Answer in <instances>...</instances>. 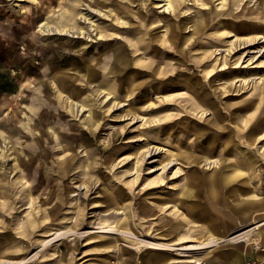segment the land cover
I'll return each mask as SVG.
<instances>
[{"label": "rangeland", "instance_id": "obj_1", "mask_svg": "<svg viewBox=\"0 0 264 264\" xmlns=\"http://www.w3.org/2000/svg\"><path fill=\"white\" fill-rule=\"evenodd\" d=\"M111 1L115 4V1ZM78 2V0H0V91H3L0 94V132L6 135V140L10 143L6 151L0 152V156H4L1 161L4 165L0 172V193L8 185L17 189L18 197L22 196L19 190H26L30 184L36 187V191L38 187L44 188L43 193L35 195L37 207L34 206L35 211L32 212L34 214L38 211L37 216L41 218L40 225L34 232L28 230L24 235H18V233L25 225L26 218L31 217H26L25 213L29 212L26 209L27 205H23L24 202H18L15 210L5 212L3 204L10 201L0 196V250H2L0 258L4 257L1 254L10 252L11 247L19 245L23 250L22 258L33 260L34 256H37V260L31 264H171L167 260L159 261L158 257L180 259L176 256L177 251L165 253L141 249L133 253L130 250V243L123 241L124 237L120 233L133 234L134 238L139 236V240H133L136 244L141 241L157 244L171 242L182 246L188 244L187 241H181V236L187 229L192 228L199 232L200 228H208L210 233L212 230L216 234L214 243L194 252L195 256L201 259V264H229L233 256L230 251L234 248L230 238L245 231H255V226L264 222V158L258 156L256 150L252 149L255 145H246L243 137L231 130L238 145L234 154H220V157L219 153L208 155L211 160H216L222 174L228 179L227 184L225 182L219 185L216 197L206 198L205 191L208 189L209 178L211 175L214 176L213 171L218 167L207 166L203 153L210 154L206 151L207 147L216 142V136L219 137L222 134L212 124L217 118L216 114L207 112L201 115L200 110H192L191 101L182 91L183 84L173 85L166 79L160 81V85L154 84V89L163 90H160L157 95L150 92L155 104L150 106L149 94L146 90L153 85L152 77L149 73L135 75L134 66L130 65V71H128L130 80L131 78L135 80L132 87L133 94L126 98L129 102L121 103L113 108L112 99L109 97L108 101L104 98V94L96 92L97 84L91 82L86 86L83 94L77 98L90 96L98 107L110 109L94 134H90L82 124L74 127L75 122L84 121L85 114L83 116L79 114L77 118H74L69 116L64 108L59 107L57 111L58 107L55 104L47 105L43 104V101L35 104L38 107L33 125L37 124L38 114L42 108L50 109L44 112V118H49V121L32 127L37 138L39 133L43 141L49 139V146L39 141L37 145H34L32 154L36 158L34 165H37L38 170L41 171L35 175L36 177L26 178L24 177L26 172L19 171L23 167L20 149L28 147L25 145V135L22 133L20 122L23 107L34 104L30 94L36 95L37 99L38 96L44 99L48 94L47 91L51 89L49 85L51 79L58 74L65 79H73L74 74L79 86H84L83 80L87 79V74L78 70L81 66L74 67L70 62L60 65L51 63L54 58L53 51H61L62 54L59 57L63 58L62 56L67 54L65 48L70 46L68 42L75 43L78 40L66 41L64 37L46 36L40 31L42 24H51L50 20L47 21L49 18L57 19L62 11L73 9L72 6L77 7ZM257 3H260L261 12L258 11L260 14L249 15L251 10H256L254 8ZM128 4L127 8L121 10L116 17L91 19L94 21V26L100 25L102 21L107 24L113 20L111 24L118 28V22L120 25L121 19L126 20L124 23L128 22V25L116 31L118 33L116 45L123 47L130 33L142 32L143 29L139 25L144 22L145 28L151 34V37L145 39L147 43L150 42L152 51L159 55L160 50L163 53L161 56L176 59L177 62L173 63L176 65V73H182L187 78H194L200 83L208 81V78L204 79L203 73L195 71L197 68L192 66V59L199 57L208 47L205 42L211 41L212 31L226 28L244 33H256L259 32V27H264V0H226L225 10L220 15H217L214 10L219 4L218 0H176L175 13H170L171 11L163 13L162 0H129ZM80 8H76L77 11H80ZM94 8L101 11V14L109 12V7ZM231 8H237L239 14L229 13ZM78 13L76 17L79 19ZM234 13H236L235 10ZM50 14H54L55 17ZM200 18L204 21L203 31L197 35L196 39L187 42L186 38H189L191 34V30L187 27L195 22L198 24ZM167 24H177L180 35L176 38V47L171 46L166 50L154 40L163 36ZM224 40L228 43L235 41L231 35ZM183 45L187 46L180 53L179 46ZM224 45L226 46L224 50L230 46V44ZM80 48H82L81 45H76L68 50L70 51L68 53L79 57L82 55L77 51ZM124 52L132 57V60H137L136 55L139 53L133 54L125 50ZM166 52L169 54L166 55ZM105 53L103 48L97 55L89 54L86 57L88 64H98L99 59L105 57ZM237 58L238 55H235L234 60L230 61V67L235 70H245V72V68H254L255 65L260 67L264 62V59L261 62V59L249 61V57H244V60L242 57L241 61H237ZM146 60L147 57L144 58V61ZM178 62L184 65L180 66ZM207 63L209 61L205 62ZM44 69H54V71L44 74ZM220 70L223 69H217L218 72ZM255 70L258 73L263 69ZM261 75L264 76V72L253 77L257 78ZM98 76L97 83L102 77L100 72ZM113 76L116 77V83H120L124 88H128L131 83L126 71L115 70ZM113 76H109L110 83L115 82ZM211 81L213 89L211 84V87L207 86L198 90L197 93L199 92V98H204L203 101L208 99L212 103L215 100L218 101L217 97L203 96L202 93L209 91L213 94V91L217 89L220 92L223 82L213 79ZM229 84L232 85V90L225 95L222 105L217 108L223 124L233 128L232 123L236 122L235 124L238 125L239 120L242 119L234 116L235 119L229 121L225 117L226 113L228 114L229 111L234 113L233 109L248 94L245 93L246 91L235 90L239 82L234 84L229 81ZM39 87L43 93H40ZM66 89V93L72 90L68 84ZM130 105L131 112L125 113L124 111ZM134 115L137 119H133ZM60 117L63 118L62 126L55 120ZM10 131H12L11 134H9ZM80 133H85L87 139L80 138ZM206 139L207 142H205ZM66 145L73 149L74 159L66 169L67 175L61 176L54 169L55 161L61 155V148ZM191 145H193L192 148ZM151 148L158 150L153 153V156L150 155L144 159L143 156ZM256 148H259L260 152L264 151L263 143L256 144ZM245 154L253 155L256 162L254 169L245 167L243 161ZM7 155L9 156L6 158ZM186 156L188 159H185ZM234 158L242 169L239 172L235 171V161H227ZM196 159L195 163H189ZM153 160L155 162L151 164L150 161ZM169 161L172 162L167 169L161 170L162 166ZM46 163L52 166L50 173L53 175L52 178L44 173ZM86 165L87 168L83 169ZM13 168L16 171H13ZM10 171H12L11 175H9ZM192 171L195 172L194 179H190ZM235 172L236 175H233ZM219 176L221 177V175H215L214 179L218 181ZM25 181H27V187H21L20 183ZM176 209L178 213L181 212L186 216L184 221L186 230L169 233L170 228L166 226L170 218H174ZM77 212L82 216L80 225L75 217ZM107 215L123 218L122 220L126 218L124 229L115 232L114 235L106 236L110 237V240H116L120 250L112 247L101 249L98 244L99 239L95 236L97 234L91 233L97 230V223L101 224L104 220L109 221L108 224L115 222L106 219ZM201 216L203 217L201 221H193L192 225L188 224L193 217ZM229 217L234 218L239 224L250 221L252 225L237 233L227 232V224L230 225ZM255 217L259 219L253 220ZM53 225H58L68 232L70 229L73 235L52 243V247L48 249L43 248L41 241L45 239L48 231L56 227ZM18 226H20L19 229H17ZM144 234L146 238H141L140 236ZM253 237L260 240L256 235ZM51 239L53 238L49 237L48 241ZM209 239L197 234L190 239L192 241L190 244L206 245ZM128 241L130 242V236ZM261 249L262 251L244 248L240 264H259L257 255H264V246ZM193 258H186V260L191 262Z\"/></svg>", "mask_w": 264, "mask_h": 264}, {"label": "bare ground", "instance_id": "obj_2", "mask_svg": "<svg viewBox=\"0 0 264 264\" xmlns=\"http://www.w3.org/2000/svg\"><path fill=\"white\" fill-rule=\"evenodd\" d=\"M16 1H22V0H16ZM79 5L77 7L72 6L73 9H68L66 11H62L61 15L57 17V19H48L51 24L46 23L42 24L40 26V31L45 34L46 36H58V37H64L66 38V41L69 39H75L78 40L75 43H70V46L66 47L65 50L67 51L66 55H63V58H60L59 55L62 54L61 51H53L54 58L51 60V63L53 65H60L62 63L70 62L74 67L81 66L78 70H81L82 72H85L87 74V79L83 80L84 86L77 85L78 79L74 77L73 79H65L62 76L55 75L51 79L50 82V88L49 91H47L48 94L45 95V98L42 99L38 96V99L36 95L30 94V98L32 99L34 104H28L24 106L22 111V120L20 122V126L22 129V133L25 135V145H28L25 149H20V157L23 162V167H21L22 173L25 171L26 175L24 177H36L38 173H40V169L38 170V166L34 165L36 158L32 155L34 150V145L38 144L40 142H43L44 145H48L49 139L47 138L46 141L42 140V137L38 133V138L34 134V129L32 127L39 126L38 124H46L47 121H49V118H44V112L50 110L48 107L42 108L40 110L38 116L39 120L37 121V124L34 123V119L37 112V105L40 104L41 101H43V104L51 105L55 104L58 108L57 111L61 108H64L69 116H73L74 118H77L79 114L83 116L84 114V121L80 122L77 121L74 124V127L79 126L80 124L84 125L87 130L90 132V134H94V131L98 129V127L101 125V120L109 113L110 109L100 108L94 101V99L90 96H84V98L80 99L77 98L81 96L86 90V86L90 85L91 82L97 84V88L95 89L96 92H100L104 94L105 99H112L113 101V108L115 106L121 105V103L129 102L126 98L130 97L133 94V83L134 79L131 78L130 80V65L134 66V73L135 75L144 74L147 75L148 73L152 77V83L153 85H150L151 88L147 89L146 92L149 94V103L150 106H154V100L152 99L150 92H153V94H158L160 90L163 89H154V84H159L160 81H164L165 79L169 81L170 83H173V85L177 84H183L182 91L188 96V99L191 101L190 107L192 110H200V114L204 115L207 112H211L212 115H217V118L214 120L213 127L218 130L222 135L217 137L214 143L210 144V146L207 147L206 151L210 152V154L203 153L205 164L207 166H211L214 168H217L218 165L216 164V160H211V157H208V155H213L215 153L229 155L231 153L234 154L235 150L238 148V145L236 143V140L234 135H232L231 130L235 131L236 135H241L246 143V145H255L253 150H256V153L258 156L264 158V151H259V148H256V144L263 143L264 145V76L261 75L259 77H253L257 76L259 73L264 72V62L261 64L262 66L258 67L257 65L253 66L254 68H245V70H235L234 68L230 67V61L234 60V56L238 55L237 61H241L242 57L244 60V57H249V61L257 60V59H264V27H259V32L256 33H244L239 32V30H229V29H222L217 31H212L210 34L211 41H206L205 44L208 45L202 52L199 57H194L192 59V66L197 68L195 71H200V73H203L204 79L208 78V81L205 82H198L194 78L189 79L187 76L182 75V73L178 74L176 73V65L173 63L177 62L176 59L161 56L163 53L159 50L158 53H155L152 51V46L150 45V42H146L147 37H151V34L147 31L145 28L146 25L141 23L139 27L143 30L139 34H132L130 33V36H128L126 40V45L123 47L117 46L118 44L116 41V35L118 33L116 31H119V29L123 26H127V23H124L126 20L121 19L122 22L119 25L118 22V28L114 27L113 20L110 21V23H105L104 21L101 22L100 25L94 26V21L91 19H99V18H111L112 16H118V13L121 10H124L127 8L128 1L129 0H113L115 1V4L111 0H78ZM219 4L217 7H215V13L217 15H220L225 10V2L226 0H218ZM163 5H161V8H163V13L167 11H171L170 13H175L177 7H176V0H162ZM80 8V11H77L76 8ZM94 7H101L106 8L109 7V12L107 14H101V11H98ZM262 7V6H261ZM256 10H251L249 15L254 14H260L261 8L260 3H257L255 8ZM234 10L236 13H234ZM260 11V12H258ZM59 12V11H58ZM57 12V13H58ZM79 12V13H78ZM56 13V14H57ZM77 13L80 15L79 19L76 17ZM229 13L238 15L237 8L233 9L231 8L229 10ZM52 17H55L54 14H50ZM103 18V19H104ZM246 22V21H242ZM192 23L191 26H188L187 28L191 30V34L189 38H186L187 42H191L193 39H196L197 35L201 33L204 29V21L200 18L198 19V24ZM185 28V29H187ZM178 35H180V29L177 26V24H167L165 26V33L163 36L159 37L157 40H154L160 47L164 49H168L171 46L176 47V38H178ZM231 35L235 41L228 43L227 40H224V38H228V36ZM246 37V38H244ZM72 41V40H70ZM81 41V42H79ZM72 43V44H71ZM182 43V42H181ZM175 44V45H174ZM184 44V43H182ZM224 44H230L227 49L224 50V47H226ZM263 44V45H262ZM76 45H81L82 48L80 50H77L78 52H81L82 55H79V57L75 56L73 53L70 54L68 50H70L73 47H76ZM65 46V45H63ZM187 46V45H185ZM185 46H179V52L182 53L184 51ZM106 51L104 54V58L101 60L99 59L98 64H88V60L86 57H88L89 54L92 53V56L97 55L102 49ZM125 51H130L133 54H137V60H132V57H129ZM233 52V53H232ZM166 55L169 54V52L165 53ZM214 55V57L212 56ZM142 57V58H141ZM147 57V60L144 61V58ZM213 57V58H212ZM220 57V58H219ZM210 58H212L210 60ZM254 60V61H255ZM206 61H209V63L205 64ZM94 62V61H93ZM243 62V61H242ZM180 66L184 65L182 62H178ZM239 64V63H237ZM241 65V64H240ZM218 68H221L223 70L217 71ZM263 69L256 73L255 69ZM193 69V68H191ZM244 69V68H241ZM115 70L120 71H126L127 78L131 81L128 88H124L120 83H116V77L113 76V72ZM54 69H44L45 72H52ZM101 74V80L99 83L96 81L99 80L98 73ZM214 72V74H213ZM132 75V73H131ZM109 76H113V79L115 82L110 83ZM192 76V75H191ZM247 76H252V78H247ZM61 78V80L59 79ZM211 79L222 81L223 87L220 89V92L217 90L213 91V94H210L209 91H206L205 93H202L203 96H216L218 101H213L212 103H207V100L203 101L204 98H199V92L198 90H201L207 86L211 87L213 89V82ZM229 81L232 83H238L239 86L235 87L236 91H246L245 93L248 94L247 97H245L243 100H240L237 107L233 109L234 113L232 111H229L228 114L226 113V119H229V121H232L236 118H241L242 120H239V124L236 125L232 123L233 128H228L223 124L222 119L220 118V112L217 108L219 105H222L223 99H225V95L227 93H230L232 90V85L229 84ZM64 82V83H63ZM67 84L72 88V90L69 93H66ZM231 87H230V86ZM241 86V87H240ZM217 88V87H216ZM38 89V88H37ZM40 93H43L42 89L39 87ZM228 89V90H227ZM181 90V89H178ZM227 90V91H226ZM110 97V98H109ZM79 99V100H78ZM108 100V101H109ZM38 101V102H37ZM129 104L127 103V106ZM226 105V104H225ZM130 107L131 105L124 111L125 113H130ZM112 109V108H111ZM217 110V113H215ZM194 112V111H193ZM253 112V114H249ZM35 114V115H34ZM42 114V115H41ZM235 116V117H234ZM133 119H137V117L134 115ZM56 123H58L60 126H62L61 121L63 120L62 117L55 119ZM31 126V127H30ZM14 132V131H13ZM217 133V131H215ZM12 131L9 132L11 134ZM21 133V131H20ZM74 133V132H70ZM56 135V134H55ZM80 138H86L85 133H80ZM34 136V137H33ZM207 142V139L205 140ZM10 145L8 140H6V135L3 132H0V152H4L7 150V147ZM46 146V147H48ZM38 147V146H37ZM193 145H191V148ZM251 147V146H250ZM62 152L59 158L55 161V170L57 173H59L61 176L67 175L66 169L68 168L70 162L74 159V153L73 149L66 145L64 148H61ZM157 148H151L150 150H147L146 154L143 156L144 159L146 157H149L150 155H154L153 153L156 152ZM165 152V150H164ZM226 153V154H225ZM9 155L5 156L6 158ZM4 156H0V172L3 169V161ZM143 159V160H144ZM185 159H188V156H186ZM174 161V160H173ZM196 160H191L189 163H195ZM227 161H235L234 159H227ZM244 165L247 169H254V163H256L253 159V155L251 154H245L243 156ZM155 161H150V163H154ZM172 161H169L166 165L162 166L161 170H166L167 167L171 164ZM235 171L239 172L242 169L238 166V164L235 161L234 164ZM87 168V165L84 166L83 169ZM51 169L52 166L50 163L44 164V173L50 178H52L53 175H51ZM16 171V169L13 168V171ZM53 171V170H52ZM236 172L233 175H236ZM220 167L217 169H214L213 174L215 175H221V177H218V181L214 179V176L211 175L208 182V189H206L205 194L206 198H214L218 195L217 188L220 184H225L227 177L222 174ZM12 174V171H10L9 175ZM195 178V172L192 171L190 179ZM220 178V180H219ZM23 179V178H22ZM21 181V180H20ZM49 182V179H48ZM227 184V182H226ZM21 187H27V181L24 183H20ZM36 187L34 185H29L26 190H19V193L21 192L22 196L18 197V192L16 188H12L9 185L5 186L4 190L0 193V196L7 199L8 203L3 204L5 206V212H10L11 210H15V205L18 202H24L23 205H27V208L29 212L25 213L28 216H31L29 219L26 218V223L23 227H21V232L18 233V235H24L28 230H31V232L36 230L38 226L40 225L41 218H38V211L36 213H32L35 211L36 206V194H41L44 191V188H39L36 191ZM18 197V198H17ZM47 200V199H46ZM37 207V206H36ZM177 211L174 212V218H170V222L167 224V228H170L169 233H175L182 232L183 229L186 230L185 227V219L186 216L182 214L181 212L178 213ZM115 215V214H114ZM114 215H107L105 218L108 220H114L115 222H110L108 224L107 220H104L101 224L97 223V230H93L91 233L97 234L95 235L98 240L99 247L102 248H108L112 247L113 249H119L120 247L117 246L116 240H110V237L114 235L115 232H119L120 230L124 229L126 227V218L122 220L120 217ZM75 217L77 219L78 225H80V220L82 219V216L79 212L75 214ZM115 217V218H112ZM117 219V220H116ZM203 217H193L192 220L189 221L188 224H191L197 221H201ZM259 219V217L253 218V220ZM230 225L227 224L228 230L227 232H233L237 233L240 232L246 228H249L252 224L250 221H246L243 224H239L234 218L229 217ZM51 231H48L45 236V239H42L41 246L43 248H50L52 247V243L61 241L65 239V237H69L72 234L71 230L64 231L61 227L58 225ZM264 222L255 226V231L251 232H242L238 233L237 235L231 237L233 249L231 250L232 260H230L229 264H240V257L242 254V251L244 248L250 249L253 248L255 250H261V247L264 246ZM20 226H18L17 229H19ZM131 228V227H130ZM254 229V228H253ZM53 230V231H52ZM66 230V229H65ZM225 231V229H224ZM52 232V233H51ZM226 232V231H225ZM131 233V231H130ZM184 234L181 236V241H187L186 245H178V244H172L171 242L165 243V244H157V243H143L134 242L133 240H139V236L134 238L135 236L133 234H126V233H120L124 238L123 241L130 243V250L133 251V253L139 252V250H152V251H160L165 253H171L174 251H177L178 254L176 255L180 259H169L168 257L165 258V256H159V261H168L171 264H201V259L197 256H195L196 251L203 249L207 245H212L215 240V233L211 230V233L209 232L208 228L201 229L199 232H196L192 228L187 229ZM198 234L204 235L206 238H210L207 242V244H197L193 245L190 244L193 237H195ZM256 235L259 239L254 238L253 236ZM130 236V242L128 241V237ZM224 237V235H222ZM52 237L53 239L48 241V238ZM141 238H146V235H141ZM133 238V239H132ZM177 246V247H176ZM21 247L13 246L11 247V251L8 253L1 254L2 256L6 258H0V264H31L32 262L36 261V255L34 256L33 260H27L25 258H22L23 250L20 249ZM59 249V247L57 248ZM241 251V253H240ZM2 253V250H0ZM131 253V254H133ZM9 255V256H5ZM195 256V257H194ZM12 257V258H10ZM194 257V258H193ZM186 258H190L191 262H187ZM259 264H264V255L258 254L257 255ZM115 264V263H113Z\"/></svg>", "mask_w": 264, "mask_h": 264}, {"label": "trees", "instance_id": "obj_3", "mask_svg": "<svg viewBox=\"0 0 264 264\" xmlns=\"http://www.w3.org/2000/svg\"><path fill=\"white\" fill-rule=\"evenodd\" d=\"M3 93V91H0V94Z\"/></svg>", "mask_w": 264, "mask_h": 264}, {"label": "crops", "instance_id": "obj_4", "mask_svg": "<svg viewBox=\"0 0 264 264\" xmlns=\"http://www.w3.org/2000/svg\"><path fill=\"white\" fill-rule=\"evenodd\" d=\"M247 204H245V206H246ZM252 208V207H251ZM231 252V251H230Z\"/></svg>", "mask_w": 264, "mask_h": 264}]
</instances>
